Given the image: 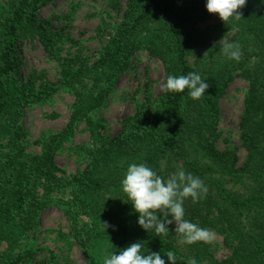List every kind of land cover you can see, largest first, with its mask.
<instances>
[{
    "label": "trees",
    "instance_id": "16d2710c",
    "mask_svg": "<svg viewBox=\"0 0 264 264\" xmlns=\"http://www.w3.org/2000/svg\"><path fill=\"white\" fill-rule=\"evenodd\" d=\"M51 2L0 0V264H18L22 255L16 250L49 208L69 220L86 264H103L106 252L134 242L145 253L160 252L165 264L169 251L175 264L189 258L197 264H264V0H246L241 18L225 22L208 13L206 0H126L122 21L98 60L81 70L62 65L61 78L36 87L24 81L20 46L38 42L48 59L62 64L60 38L40 16ZM210 18L220 23L198 28ZM228 42L239 43V62L220 51ZM139 51L162 64L161 93L155 100L147 95L114 136L98 138L83 171L61 174L55 160L62 144L79 122L94 131L90 114L102 105L106 84L116 83ZM189 72L209 84L199 100L187 89H164L168 75ZM236 75L248 83L240 119L239 140L246 151L241 165L235 147L218 145L220 101ZM63 89L74 94L69 123L40 141V153H27L20 123L24 110ZM129 163H144L165 178L181 168L200 177L208 191L195 203L185 199L184 218L221 235L230 253L218 259L209 243H181L174 223L167 234L141 228L121 190Z\"/></svg>",
    "mask_w": 264,
    "mask_h": 264
},
{
    "label": "rangeland",
    "instance_id": "374dc122",
    "mask_svg": "<svg viewBox=\"0 0 264 264\" xmlns=\"http://www.w3.org/2000/svg\"><path fill=\"white\" fill-rule=\"evenodd\" d=\"M125 8L126 0H53L43 7L40 16L60 38L62 64L48 59L38 42L27 41L20 46L24 81L39 87L61 78L64 65L74 70L90 67L107 47L122 21ZM219 23L218 18H210L200 22L198 28L206 29ZM222 39L220 41L225 43L226 39ZM214 43L216 42L211 44ZM163 83L162 64L145 51L137 52L131 58L129 68L117 82L106 84L102 105L90 114L94 131L85 122L77 123L57 152L55 161L61 174L72 175L83 171L90 163L89 153L96 148L97 139L114 136L120 130L122 121L136 113L147 95L153 100L159 96ZM247 89V81L236 75L220 101L221 137L218 145L222 149L226 146L235 147L240 158L239 165L246 159V151L241 147L239 136ZM73 104V92L63 89L45 102L24 110L20 123L27 132V153H40V141L67 126ZM37 221L36 229L21 241L16 250L18 255H22L18 264H86L80 247L71 237L70 222L62 211L57 208L46 209ZM82 221L90 220L83 218ZM208 229L214 233L209 244L216 258L224 259L230 253L229 248L225 246L221 235ZM103 251L104 249L100 253Z\"/></svg>",
    "mask_w": 264,
    "mask_h": 264
},
{
    "label": "clouds",
    "instance_id": "9594fccd",
    "mask_svg": "<svg viewBox=\"0 0 264 264\" xmlns=\"http://www.w3.org/2000/svg\"><path fill=\"white\" fill-rule=\"evenodd\" d=\"M245 4L246 0H206L205 8L210 14H218L225 22L229 19L239 20V10ZM220 51L227 59L236 62H239L242 56L237 42L224 44ZM208 88L209 84L196 72L186 75L170 74L164 84V89L172 93H182L187 89V95L193 100H199ZM120 183L122 192L126 194L137 214L138 225L145 231L167 234V226L174 223V232L178 234L181 243L192 245L197 242H212L214 233L211 230L184 218L185 199L191 198L195 203L203 199L208 191L200 177L181 168L165 178L144 163H129ZM103 226L107 228L108 224ZM142 248L140 242H134L117 252H106L103 264H165L160 252L145 253ZM165 256L170 264H175L171 251ZM187 264H197V261L195 258H189Z\"/></svg>",
    "mask_w": 264,
    "mask_h": 264
}]
</instances>
